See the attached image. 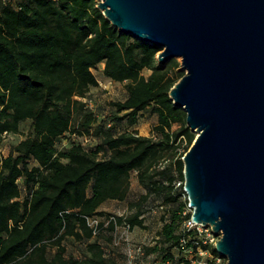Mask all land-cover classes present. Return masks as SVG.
<instances>
[{"label": "trees", "instance_id": "trees-1", "mask_svg": "<svg viewBox=\"0 0 264 264\" xmlns=\"http://www.w3.org/2000/svg\"><path fill=\"white\" fill-rule=\"evenodd\" d=\"M99 2L0 0V147L30 123L26 137L2 156L0 264H115L99 240L103 230L146 228V202L153 194L177 202V180L187 194L183 157L196 133L171 96L186 71L177 57L160 63L162 47L121 32ZM102 63L105 74L128 89L125 100L111 101L105 123L87 100L100 85L94 69ZM149 107L158 115V136L116 132L124 121L136 125ZM67 135L101 141L90 149L73 138L64 143ZM133 170L147 190L130 202L136 210L106 215V201L128 197ZM186 207L179 202L157 244L144 253H164V264H181L174 248L222 257L197 226L180 229L193 216ZM98 215L106 219L93 226ZM69 237L87 244L83 258L68 251Z\"/></svg>", "mask_w": 264, "mask_h": 264}, {"label": "water", "instance_id": "water-1", "mask_svg": "<svg viewBox=\"0 0 264 264\" xmlns=\"http://www.w3.org/2000/svg\"><path fill=\"white\" fill-rule=\"evenodd\" d=\"M121 32L182 57L171 96L197 136L183 157L193 220L227 264H264V0H100Z\"/></svg>", "mask_w": 264, "mask_h": 264}, {"label": "rangeland", "instance_id": "rangeland-1", "mask_svg": "<svg viewBox=\"0 0 264 264\" xmlns=\"http://www.w3.org/2000/svg\"><path fill=\"white\" fill-rule=\"evenodd\" d=\"M177 58L182 65V57L178 56ZM104 65L105 64L102 63L98 68L94 69L100 81V85L92 87L90 98H87V100L90 99L88 101L91 107L97 112L99 123H105L107 117L113 111L111 101L125 100L128 97L127 82L115 81L108 77L104 72ZM145 73L148 75L150 71L146 70ZM158 122V115L153 112L152 107H149L141 113L139 122L136 125L131 126L127 121H124L117 126L116 132L139 131L142 135L156 137L158 136V131L156 129ZM22 129L21 133L7 135L4 139L0 147V165L1 155H8L11 151L12 144L19 142L30 132V123H24ZM195 133L197 136V132ZM70 138L82 141L86 147L90 149H94L101 141V137L98 135L88 137V139H85V136L76 137L67 135L66 138L63 139V142L67 143ZM169 163V160L164 161L162 167ZM176 184L178 189L174 193L179 194V200L177 202H168L165 197L159 195L153 194L150 196L145 205L146 211L144 217L147 225L146 228L137 226L134 229H126L124 225H120L114 232L107 228L99 234V240L105 249L106 256L113 259L115 264H164V253L145 252L142 254L137 249L139 246L143 248L157 244L159 241V231L162 229L164 223L171 219V215L174 209L178 207L179 202L187 201L188 207H186V212L193 214V210L189 207L190 200L188 194H185L180 187L179 180L176 181ZM146 191V188L139 180L138 172L133 170L132 185L128 197L125 200L109 199L101 206V210L106 213V215L129 214L136 210L130 207V202L138 200ZM106 215H98L97 219H106ZM190 220L185 218L184 221L180 223V229L189 227ZM202 229V232L209 241L216 243L221 237V233H216L211 225H204ZM65 243L70 253L81 258L86 255L87 244L84 241L69 237L65 240ZM173 250L177 255V262L180 261L181 264H211L210 261L212 259H216L219 263L228 262V257H215L214 254L208 250H201L200 252L194 251L191 248H186L183 251L177 248ZM183 260L184 262H182ZM168 264H172V262H168Z\"/></svg>", "mask_w": 264, "mask_h": 264}, {"label": "built area", "instance_id": "built-area-1", "mask_svg": "<svg viewBox=\"0 0 264 264\" xmlns=\"http://www.w3.org/2000/svg\"><path fill=\"white\" fill-rule=\"evenodd\" d=\"M92 100V99H91ZM85 139H88L87 137L85 138ZM187 192V191H186ZM188 194V193H187ZM189 196V195H188ZM190 207V209L191 210H193V212H194V208L190 205L189 206ZM98 222H99V219H97V218H92L91 219V224L93 225V226H96L97 224H98ZM194 226H197L201 231L203 230L202 229V226H204L203 224H198V223H196L194 220H193V218L190 220V223H189V227H194ZM124 227H126V229H130V226L129 225H124ZM139 252H141L142 254L144 253V250H143V248H142V246H139L138 247V249H137Z\"/></svg>", "mask_w": 264, "mask_h": 264}, {"label": "crops", "instance_id": "crops-1", "mask_svg": "<svg viewBox=\"0 0 264 264\" xmlns=\"http://www.w3.org/2000/svg\"><path fill=\"white\" fill-rule=\"evenodd\" d=\"M2 156H3V155H1V163H2ZM0 166H1V165H0Z\"/></svg>", "mask_w": 264, "mask_h": 264}]
</instances>
